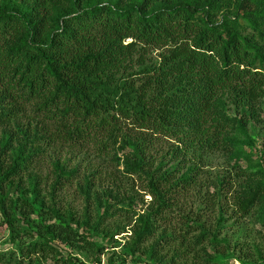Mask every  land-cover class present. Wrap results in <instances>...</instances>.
Masks as SVG:
<instances>
[{
  "label": "trees",
  "instance_id": "1",
  "mask_svg": "<svg viewBox=\"0 0 264 264\" xmlns=\"http://www.w3.org/2000/svg\"><path fill=\"white\" fill-rule=\"evenodd\" d=\"M60 1L0 2V123L31 105L50 143L109 151L123 135L135 145L128 169L144 175L154 211L167 213L196 177L150 175L144 170L150 149L174 139L171 153L202 158L243 122L216 108L222 94L251 110L264 97V0H181L167 8L156 0L125 8L72 0L73 8L54 12ZM223 5L234 10L218 17ZM150 48L159 50L155 61ZM12 139L4 136L1 148ZM38 152L18 153L6 168L0 162V203L11 226L2 182L18 176ZM54 170L59 179L72 177L58 161ZM262 193L264 184L237 193L241 211L249 212ZM155 230L144 220L138 242ZM67 235L90 243L71 228Z\"/></svg>",
  "mask_w": 264,
  "mask_h": 264
},
{
  "label": "rangeland",
  "instance_id": "2",
  "mask_svg": "<svg viewBox=\"0 0 264 264\" xmlns=\"http://www.w3.org/2000/svg\"><path fill=\"white\" fill-rule=\"evenodd\" d=\"M91 1L122 8L138 2ZM177 1L181 0H156L154 5L173 7ZM54 7V12H67L73 1L62 0ZM226 7L218 17L234 10ZM158 52L150 48L148 56L155 61ZM215 104L222 113L243 121L225 136L221 147L202 158H185L171 153L176 145L166 138L150 149L151 160L144 167L150 175L196 177L197 184L177 195V205L167 213L154 211L157 206L147 193L144 175L128 169L135 145L124 142L123 135L109 151L92 144L50 143L41 137L43 118L31 105L0 123L3 168L18 153L24 157L39 150L18 176L2 182L13 218L11 226L0 203L4 264H264V193L247 213L236 199L237 193L264 184V97L253 110L237 106L228 94ZM8 134L13 144L3 149ZM57 161L72 177L55 175ZM147 218L156 230L138 242L137 232ZM69 228L90 243L68 237ZM186 228L190 229L185 236L181 232Z\"/></svg>",
  "mask_w": 264,
  "mask_h": 264
}]
</instances>
